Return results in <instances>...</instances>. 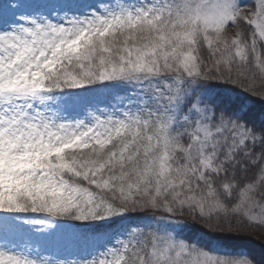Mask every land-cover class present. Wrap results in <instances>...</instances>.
I'll return each mask as SVG.
<instances>
[{
    "label": "snow or ice",
    "instance_id": "6c2138e0",
    "mask_svg": "<svg viewBox=\"0 0 264 264\" xmlns=\"http://www.w3.org/2000/svg\"><path fill=\"white\" fill-rule=\"evenodd\" d=\"M264 0H0V264H256Z\"/></svg>",
    "mask_w": 264,
    "mask_h": 264
},
{
    "label": "trees",
    "instance_id": "16d2710c",
    "mask_svg": "<svg viewBox=\"0 0 264 264\" xmlns=\"http://www.w3.org/2000/svg\"><path fill=\"white\" fill-rule=\"evenodd\" d=\"M219 247L221 248V251L225 253H247L256 261V264H262L258 255H264V244L263 241L255 239V236L252 233L238 236L233 241L220 245ZM254 249H258V253L254 252Z\"/></svg>",
    "mask_w": 264,
    "mask_h": 264
},
{
    "label": "rangeland",
    "instance_id": "374dc122",
    "mask_svg": "<svg viewBox=\"0 0 264 264\" xmlns=\"http://www.w3.org/2000/svg\"><path fill=\"white\" fill-rule=\"evenodd\" d=\"M252 234H254V236H255V239H257V240H261V241H263V244H264V234H261V233H252ZM258 249H254V252H257L258 253ZM263 259V260H262ZM260 261H264V258H261V260Z\"/></svg>",
    "mask_w": 264,
    "mask_h": 264
},
{
    "label": "bare ground",
    "instance_id": "6f19581e",
    "mask_svg": "<svg viewBox=\"0 0 264 264\" xmlns=\"http://www.w3.org/2000/svg\"><path fill=\"white\" fill-rule=\"evenodd\" d=\"M258 256H259L260 260H261V258H264V255H262V254L261 255L259 254ZM261 262H262V264H264V261H261Z\"/></svg>",
    "mask_w": 264,
    "mask_h": 264
}]
</instances>
